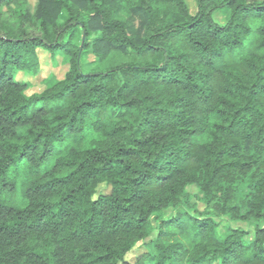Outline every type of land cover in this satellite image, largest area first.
<instances>
[{"label": "trees", "instance_id": "1", "mask_svg": "<svg viewBox=\"0 0 264 264\" xmlns=\"http://www.w3.org/2000/svg\"><path fill=\"white\" fill-rule=\"evenodd\" d=\"M195 5L0 0V264H264V0ZM38 48L69 67L25 95ZM190 184L252 234L179 210Z\"/></svg>", "mask_w": 264, "mask_h": 264}, {"label": "rangeland", "instance_id": "2", "mask_svg": "<svg viewBox=\"0 0 264 264\" xmlns=\"http://www.w3.org/2000/svg\"><path fill=\"white\" fill-rule=\"evenodd\" d=\"M191 13L195 12V0H185ZM11 18V12L3 9L0 12V19ZM63 15L60 16L59 20H62ZM213 18L220 24L227 22L229 18V10L227 8H222L217 10L213 14ZM93 36V35H92ZM82 39L76 38V41ZM90 42L91 39H88ZM68 56L60 51L50 52L42 48L37 49L35 60L29 69L18 70L15 73V79L20 81L24 85V94L29 95L32 93H38L46 89L55 81L61 79L65 72L68 70ZM82 67L84 70H93L97 68V58L93 54L92 50L89 48L83 53ZM128 121L131 124H135L137 121V111L135 109L131 110L128 117ZM102 189L107 190V188L102 187ZM248 189L245 183L241 184L239 188L233 194L232 201L234 204L245 198ZM220 193H215L212 196L207 197L195 184L187 185L183 193L179 196L180 206L179 210H185L189 213L195 215H203L211 212L214 221L217 225L218 233H223L226 228L240 229L246 232L247 236H250L253 232L255 221H246L243 219L233 218L225 211H221V207L227 202L223 201ZM217 206V208H215ZM224 208V207H223ZM173 209L170 207L164 213L163 216L168 215ZM159 215H154L151 219V237L156 234V224ZM263 223L260 222V225ZM140 251L139 244L132 249V251L127 255V258L135 257Z\"/></svg>", "mask_w": 264, "mask_h": 264}, {"label": "water", "instance_id": "3", "mask_svg": "<svg viewBox=\"0 0 264 264\" xmlns=\"http://www.w3.org/2000/svg\"><path fill=\"white\" fill-rule=\"evenodd\" d=\"M84 39H85V32L83 31L80 47L83 45Z\"/></svg>", "mask_w": 264, "mask_h": 264}]
</instances>
